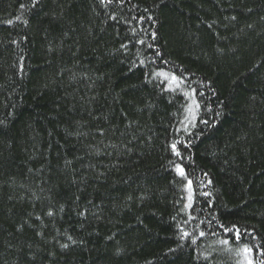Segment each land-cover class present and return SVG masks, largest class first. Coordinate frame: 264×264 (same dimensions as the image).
I'll return each mask as SVG.
<instances>
[{
	"label": "trees",
	"instance_id": "trees-1",
	"mask_svg": "<svg viewBox=\"0 0 264 264\" xmlns=\"http://www.w3.org/2000/svg\"><path fill=\"white\" fill-rule=\"evenodd\" d=\"M249 261L264 0H0V264Z\"/></svg>",
	"mask_w": 264,
	"mask_h": 264
},
{
	"label": "snow or ice",
	"instance_id": "snow-or-ice-1",
	"mask_svg": "<svg viewBox=\"0 0 264 264\" xmlns=\"http://www.w3.org/2000/svg\"><path fill=\"white\" fill-rule=\"evenodd\" d=\"M174 147V146H173ZM245 251H248V249H245ZM249 264H251V261H249Z\"/></svg>",
	"mask_w": 264,
	"mask_h": 264
}]
</instances>
